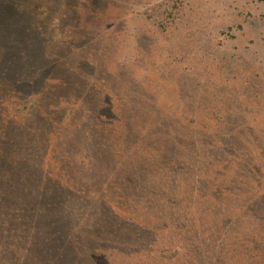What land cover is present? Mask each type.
Returning <instances> with one entry per match:
<instances>
[{"label": "rangeland", "instance_id": "374dc122", "mask_svg": "<svg viewBox=\"0 0 264 264\" xmlns=\"http://www.w3.org/2000/svg\"><path fill=\"white\" fill-rule=\"evenodd\" d=\"M0 128V264H256L264 0H0Z\"/></svg>", "mask_w": 264, "mask_h": 264}, {"label": "trees", "instance_id": "16d2710c", "mask_svg": "<svg viewBox=\"0 0 264 264\" xmlns=\"http://www.w3.org/2000/svg\"><path fill=\"white\" fill-rule=\"evenodd\" d=\"M23 82H19V84H21ZM27 84V81L25 82ZM0 134L3 135L5 133V128H0ZM5 152H7L6 148H1L0 149V166H5L4 164H15L19 158L17 155L12 156L11 158H9V160H7V158L2 154H4ZM10 173V172H9ZM0 181H2L0 179ZM1 184V183H0ZM0 191H7L6 189H0ZM13 193L9 192L6 194H2L1 199H0V203L3 206L7 205V201L5 198H9V196H11ZM258 204H260V207H264V197L258 199ZM40 222L37 220V218L34 217H30V218H25V224H23V227H25V229L28 230V232L26 233H22V234H18L17 232H15L14 236H10V239H4L3 240V246L2 248H4L5 252L7 254H13V255H18L19 252H27L28 256L27 257H33L34 255H36L34 251V248H36L38 246V244L40 243V241H45L48 242L50 240V234H43L41 232V228L39 226ZM12 231H14V228H12ZM31 231V232H30ZM34 232V233H33ZM31 235H34L36 238L33 239ZM52 240V239H51ZM257 240V239H256ZM7 241V242H6ZM14 241V243H13ZM28 247L24 250V247ZM259 246V247H258ZM15 248L13 251H11V248ZM256 250H259L258 254H256V264H264V235L260 236V238H258V240L256 241ZM259 248V249H258ZM35 253V254H34ZM20 255V254H19Z\"/></svg>", "mask_w": 264, "mask_h": 264}]
</instances>
